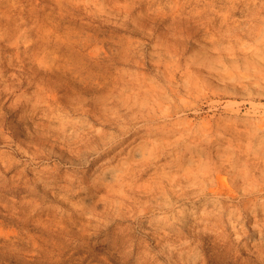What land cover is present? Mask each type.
<instances>
[{
	"label": "rangeland",
	"instance_id": "374dc122",
	"mask_svg": "<svg viewBox=\"0 0 264 264\" xmlns=\"http://www.w3.org/2000/svg\"><path fill=\"white\" fill-rule=\"evenodd\" d=\"M0 264H264V0H0Z\"/></svg>",
	"mask_w": 264,
	"mask_h": 264
}]
</instances>
